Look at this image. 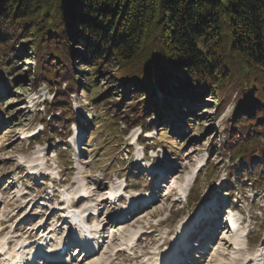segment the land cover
Wrapping results in <instances>:
<instances>
[{
	"label": "rangeland",
	"instance_id": "1",
	"mask_svg": "<svg viewBox=\"0 0 264 264\" xmlns=\"http://www.w3.org/2000/svg\"><path fill=\"white\" fill-rule=\"evenodd\" d=\"M74 49L82 52L75 44ZM22 52L11 70L0 67V241L13 235L10 240L23 241L32 253L44 234L43 250L53 254L69 239L66 210L72 208L98 228V241H105L83 260L72 246L65 255L68 263L44 264H169L190 234V245H197L189 257L193 264H246L249 258V264H261L264 119L257 121L259 127L241 125L236 131L238 104L230 82L223 94L207 91L201 100L180 104L178 115L158 92L157 101L167 102L160 104L163 119L147 110L143 125L127 119L132 103L126 93L133 84L124 87L108 70L92 73L77 56L67 59L68 73L75 68L79 82L69 95L68 110L74 114L69 119L67 104L51 103L65 79L52 86L41 82L40 61L30 49ZM136 133H141L142 146L131 145ZM141 148L145 158L136 161L135 150ZM158 156L164 170L154 166ZM71 178L77 183L71 184ZM63 190L70 199L61 202ZM84 195L92 196L81 203ZM234 208L243 221L237 234L224 223ZM120 216L128 219L117 221ZM213 219L218 223L214 228ZM198 233H204L202 240L195 238ZM221 235L236 236L239 245L221 241ZM134 242L138 244L132 249ZM37 252L34 264H43ZM93 253L97 259L89 257ZM0 264L10 262L0 254Z\"/></svg>",
	"mask_w": 264,
	"mask_h": 264
},
{
	"label": "trees",
	"instance_id": "2",
	"mask_svg": "<svg viewBox=\"0 0 264 264\" xmlns=\"http://www.w3.org/2000/svg\"><path fill=\"white\" fill-rule=\"evenodd\" d=\"M28 49L41 63V82L65 79L51 103L67 104L69 119V95L79 82L67 59L77 56L92 73L108 70L133 84L127 119L136 123L145 125L147 110L163 119L158 90L176 97L163 104L178 115L180 104L207 91L223 94L229 82L236 131L264 119V0H0V67L11 70Z\"/></svg>",
	"mask_w": 264,
	"mask_h": 264
},
{
	"label": "bare ground",
	"instance_id": "3",
	"mask_svg": "<svg viewBox=\"0 0 264 264\" xmlns=\"http://www.w3.org/2000/svg\"><path fill=\"white\" fill-rule=\"evenodd\" d=\"M77 181L78 180H75L74 182H72V184H75V183H77ZM92 195H84V196H81L80 197V199H81V203H84V201L85 200H88L90 197H91ZM62 207V206H61ZM64 209V208H63ZM14 216H16V214H14L12 217H14ZM112 221V220H111ZM214 221H215V219H214ZM225 221V224H226V226H228L229 228H230V231L232 232L233 230H232V226H231V224L232 223H228L226 220H224ZM237 223V222H236ZM235 223V224H236ZM5 225V224H4ZM3 225V226H4ZM92 227H94V225H92ZM63 228V227H62ZM77 228V227H76ZM98 228H95V229H93V233L95 234V236L96 235H98V237L100 238L101 237V235H100V232L97 230ZM1 231V230H0ZM234 232V231H233ZM232 232V233H233ZM224 234V233H223ZM40 235H41V232H40ZM43 236H44V234H42ZM43 236H40V237H43ZM104 237H105V234L103 235ZM56 237V236H55ZM54 238V237H53ZM70 238V237H69ZM218 239L220 238L221 239V241H229V242H232L233 243V245L234 246H238L239 245V242H238V238L236 237V236H232L231 235V237H229V236H226V235H221V237L219 236V237H217ZM55 239V238H54ZM72 239L73 238H70V240L72 241ZM13 240H10L9 242H8V244L10 243V242H12ZM104 241L105 240H102V241H100V242H102V243H104ZM19 242V241H18ZM73 242V241H72ZM2 244V245H1ZM20 244V243H19ZM75 244V243H74ZM190 244V243H189ZM231 244V243H230ZM86 244H84L83 246H85ZM75 246H81V245H79V244H75ZM23 246H21L20 247V252H17V250H14V247L12 248V253H10V250H8V251H3V241L1 240L0 241V252H2L3 251V253H6V255L5 256H9V259H11L12 261H14L15 259H14V257L18 254L19 256H21V255H25V254H28V252H27V249L26 248H22ZM189 247H190V249L189 250H192V246L191 245H189ZM3 248V249H2ZM37 251H39V252H41L40 253V255H44L45 257H48L49 255H48V253L46 252V250L45 251H43L42 252V250L41 249H38V250H34V252H32L31 254L32 255H30V257L32 256V259H30L29 261H28V264L29 263H31L33 260H34V258L36 257V256H38L39 255V253L37 252ZM206 251H208V249L206 250ZM9 253H10V255H9ZM89 252H87V253H85L84 255H87ZM47 255V256H46ZM95 255H96V253H93L91 256H89V257H93V260H94V258L95 259H97L98 257H95ZM79 256H80V253H79ZM176 256V253L175 254H172L171 255V261H175V260H180V262H187L188 260V257L186 256V253L185 254H182V255H178L176 258H174ZM78 257V256H77ZM86 257V256H85ZM82 258H84V257H82ZM174 258V259H173ZM184 258H187V259H184ZM253 258H254V256H253ZM259 258V257H258ZM85 259V258H84ZM83 260V259H82ZM178 260V261H179ZM252 259H250L249 258V260H247L246 261V264H249V263H251L252 261H251ZM254 260H256V259H254ZM262 260V262H261V264H264V258L263 257H261L260 258V261ZM26 261H27V259H26ZM25 261V262H26ZM163 261V260H162ZM178 261H177V263H178ZM47 262V261H46ZM46 262H43V264L44 263H46ZM93 263V262H92ZM18 264H21V263H18Z\"/></svg>",
	"mask_w": 264,
	"mask_h": 264
}]
</instances>
